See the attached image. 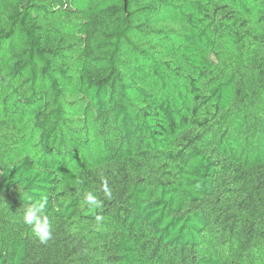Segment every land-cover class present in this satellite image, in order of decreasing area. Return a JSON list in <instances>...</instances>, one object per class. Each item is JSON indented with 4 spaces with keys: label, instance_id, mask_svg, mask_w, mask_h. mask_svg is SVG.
Wrapping results in <instances>:
<instances>
[{
    "label": "trees",
    "instance_id": "1",
    "mask_svg": "<svg viewBox=\"0 0 264 264\" xmlns=\"http://www.w3.org/2000/svg\"><path fill=\"white\" fill-rule=\"evenodd\" d=\"M0 264H264V0H0Z\"/></svg>",
    "mask_w": 264,
    "mask_h": 264
},
{
    "label": "clouds",
    "instance_id": "2",
    "mask_svg": "<svg viewBox=\"0 0 264 264\" xmlns=\"http://www.w3.org/2000/svg\"><path fill=\"white\" fill-rule=\"evenodd\" d=\"M32 200V203L24 211L22 221L24 224L33 227V233L41 243H46L53 237V227L51 218L47 215H42V210L45 209L47 198H41L39 201L33 200L31 197L27 198ZM83 206H92L100 208L101 201L91 191L84 192L83 194ZM99 219V217H98Z\"/></svg>",
    "mask_w": 264,
    "mask_h": 264
}]
</instances>
